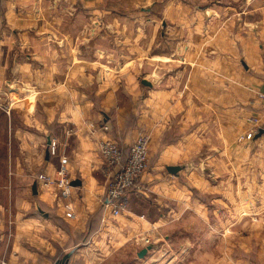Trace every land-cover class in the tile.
Listing matches in <instances>:
<instances>
[{"label":"crops","instance_id":"crops-1","mask_svg":"<svg viewBox=\"0 0 264 264\" xmlns=\"http://www.w3.org/2000/svg\"><path fill=\"white\" fill-rule=\"evenodd\" d=\"M196 1L205 17L212 16L206 26L214 37L193 46L181 42V54L174 59L181 70L163 78L144 77L149 86L141 78L138 89L130 92V103L124 90L104 82L106 73L62 75L59 67V73H49L43 66L60 56L27 55L24 50L49 47L50 41H0L6 97L4 108L0 106V264H57L71 251L66 264H93L100 238L135 233L175 211L163 203L177 184L168 175L201 176L204 172L194 161L203 159V150L212 153L207 160L228 151L232 176L242 170L246 176L264 171V0ZM51 46L55 48L54 41ZM75 76L83 83H76ZM140 133L149 136L151 155L156 152L159 163L127 192L130 209L113 217L105 205L107 177L98 142L112 138L127 154ZM242 136L244 142L238 143ZM52 141L58 145L56 154L50 151ZM61 156L68 158L71 182H80L72 185L74 216L55 189L37 179L42 173L53 175ZM176 165L181 167L177 174L168 171ZM139 195L146 196L149 209H157L155 215L136 207ZM250 206L256 205L244 201L239 207ZM229 208L236 213L237 201L230 200ZM120 217L124 226L106 224ZM148 246L150 253L154 246L145 245L137 254Z\"/></svg>","mask_w":264,"mask_h":264},{"label":"rangeland","instance_id":"rangeland-1","mask_svg":"<svg viewBox=\"0 0 264 264\" xmlns=\"http://www.w3.org/2000/svg\"><path fill=\"white\" fill-rule=\"evenodd\" d=\"M196 3V0H0V41H50L49 47L24 50L27 55L60 56L54 64L43 66L49 73L53 70L59 73L58 67L62 75L85 71L96 76L104 72L107 74L104 82L109 88L124 90L125 102L130 103L133 99L130 92L138 89L141 78L154 75L163 78L166 72L181 70L180 63L174 61L181 54V42L193 46L214 37L206 26L212 24V16L205 17ZM53 41L55 48L51 46ZM78 76L73 77L75 82L83 83ZM0 82V106L4 108V81ZM243 139L244 136L238 143L244 142ZM215 154L212 161L207 160L212 153L206 149L200 154L203 159L195 158L194 164L204 172L201 176L168 175L177 183L172 196L167 192V197H163V203L175 209L170 216L166 211L167 218L155 219L159 220L157 224H146L131 234L123 232L115 240L109 235L100 238L94 247L98 252L92 263L264 264V175L260 174L264 171L255 170L246 176L242 170L232 176L228 151ZM156 156L149 149L146 171L159 163ZM146 196L150 197V193ZM146 196L138 198L136 207L153 216L157 209L144 204ZM230 200L237 201L236 213L229 208ZM244 201L256 206L239 207ZM129 209L128 199L125 211ZM112 220L106 224L120 222L124 226L123 217ZM145 245L154 246L153 250L139 257L137 252Z\"/></svg>","mask_w":264,"mask_h":264},{"label":"built area","instance_id":"built-area-1","mask_svg":"<svg viewBox=\"0 0 264 264\" xmlns=\"http://www.w3.org/2000/svg\"><path fill=\"white\" fill-rule=\"evenodd\" d=\"M264 98V94H260ZM104 130H109L108 125H103ZM98 149L104 160V174L107 177L105 205L113 217L120 216L128 207L127 192L140 186L149 161V136L140 133L129 146L127 155L120 143L112 138L101 139ZM52 154L58 152L56 141L50 143ZM37 179L45 188H53L70 216L72 211V182L68 169V158L60 157L55 173H42Z\"/></svg>","mask_w":264,"mask_h":264},{"label":"water","instance_id":"water-1","mask_svg":"<svg viewBox=\"0 0 264 264\" xmlns=\"http://www.w3.org/2000/svg\"><path fill=\"white\" fill-rule=\"evenodd\" d=\"M142 83H143L144 85H147V86L151 85V82H150L149 80L145 79V78L142 79ZM180 168H181V167L178 166V165L167 167L168 171H170L172 174H177L178 171L180 170ZM71 184H72L73 186H77V185L80 184V182H79V181H73ZM34 189H35V187H34ZM149 248H150L149 246H148V247H145V248H142V249L140 250V252L138 253V256H139V257H143V256L147 253V251H148ZM71 254H72V251H71V252H68L67 254H65L64 257L61 259V261H59L57 264H66L67 261H68V259H69L70 256H71Z\"/></svg>","mask_w":264,"mask_h":264}]
</instances>
